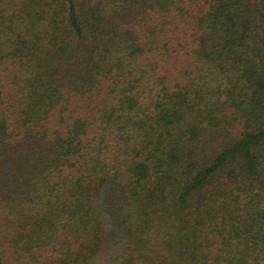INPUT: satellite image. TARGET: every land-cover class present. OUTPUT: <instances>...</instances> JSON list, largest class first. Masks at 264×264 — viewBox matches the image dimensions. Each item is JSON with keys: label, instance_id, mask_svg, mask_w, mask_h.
<instances>
[{"label": "trees", "instance_id": "1", "mask_svg": "<svg viewBox=\"0 0 264 264\" xmlns=\"http://www.w3.org/2000/svg\"><path fill=\"white\" fill-rule=\"evenodd\" d=\"M0 264H264V0H0Z\"/></svg>", "mask_w": 264, "mask_h": 264}]
</instances>
